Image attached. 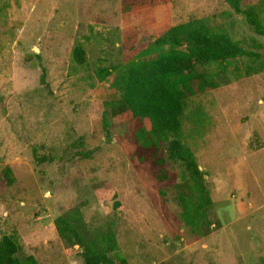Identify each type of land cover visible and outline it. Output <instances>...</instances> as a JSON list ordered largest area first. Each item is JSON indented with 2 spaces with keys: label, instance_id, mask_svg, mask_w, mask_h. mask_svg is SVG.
I'll return each instance as SVG.
<instances>
[{
  "label": "rangeland",
  "instance_id": "374dc122",
  "mask_svg": "<svg viewBox=\"0 0 264 264\" xmlns=\"http://www.w3.org/2000/svg\"><path fill=\"white\" fill-rule=\"evenodd\" d=\"M239 8H254L264 27V0ZM196 19L253 54L225 74L198 67L218 87L186 99L179 137L205 174L207 206L167 157L173 136L146 148L136 134L147 119L109 110L121 95L115 79ZM198 202L205 236L184 217ZM76 210L89 232L114 230L125 264H264V36L244 14L226 0H0V239L16 242L20 260L82 264L55 225Z\"/></svg>",
  "mask_w": 264,
  "mask_h": 264
},
{
  "label": "trees",
  "instance_id": "16d2710c",
  "mask_svg": "<svg viewBox=\"0 0 264 264\" xmlns=\"http://www.w3.org/2000/svg\"><path fill=\"white\" fill-rule=\"evenodd\" d=\"M237 13L245 15L254 32L264 36V27L258 20L254 8L242 11L239 0H226ZM146 55L156 54L152 59L135 61L121 78L115 79L113 86L121 92L120 99L111 102V112L118 108L122 115L132 119H147L149 129L139 130L136 139L142 146H159L169 137L167 157L180 163L196 183L198 197L202 206L211 204L205 181V174L191 151L183 144L180 136L182 119L188 95L203 93L218 87L214 76L197 73L198 67L212 66L218 73L225 74L231 63L238 58L252 57L253 54L223 32L216 31L206 19L191 20L169 28L156 38ZM73 59L79 65L84 64L86 56L81 47L73 51ZM112 71L109 68L97 72L100 82H104ZM45 84V75L41 77ZM196 86V89L193 86ZM7 184H12L10 168L3 172ZM186 209V200L182 199ZM120 205L116 202L113 207ZM201 204L193 208V213L184 212L188 224L196 227L203 236L210 233V225L203 221L199 224ZM55 225L59 236L72 246L82 249V264H125L116 234L107 228L98 233L89 232L79 210L58 217ZM19 247L9 236L0 239V264H38L33 256L24 260L17 258Z\"/></svg>",
  "mask_w": 264,
  "mask_h": 264
}]
</instances>
